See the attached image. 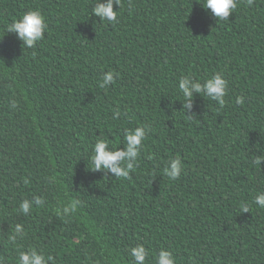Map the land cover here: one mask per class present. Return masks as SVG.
I'll return each instance as SVG.
<instances>
[{
	"label": "trees",
	"instance_id": "1",
	"mask_svg": "<svg viewBox=\"0 0 264 264\" xmlns=\"http://www.w3.org/2000/svg\"><path fill=\"white\" fill-rule=\"evenodd\" d=\"M200 2L121 0L110 24L91 15L94 0H0L6 264H17V248L52 254L57 264H130L137 244L149 252L146 264L161 248L177 264H264V208L253 202L264 191V161L254 163L264 157V0H240L225 21ZM35 9L48 28L28 49L6 26ZM108 71L119 74L115 84L100 88ZM216 72L229 85L224 106L193 92L185 109L179 78L203 82ZM141 124L151 131L129 178L91 166L97 138L124 150V129ZM177 156L183 170L172 181L163 169ZM25 198L29 216L17 211ZM69 198L83 207L58 217ZM16 225L26 235L13 246Z\"/></svg>",
	"mask_w": 264,
	"mask_h": 264
},
{
	"label": "clouds",
	"instance_id": "2",
	"mask_svg": "<svg viewBox=\"0 0 264 264\" xmlns=\"http://www.w3.org/2000/svg\"><path fill=\"white\" fill-rule=\"evenodd\" d=\"M248 6H252L254 0H246ZM240 0H201L200 4L205 10L210 9L216 20L225 21L237 10ZM114 4L121 7V0H108L107 4H99L98 0H94V6L91 9V15L98 17L100 22L110 24L118 23V11H113ZM48 28L45 16L38 9L29 10L21 14L18 18L13 19L7 26V32H15L19 38L24 41L28 49H35L37 44L44 40V33ZM27 50V49H26ZM118 73L112 71L105 72L102 81L99 83L100 88H107L109 85L115 84V78ZM228 81L224 78L223 73H213L203 82L193 79L191 75H184L179 78L178 90L182 94L183 105L185 109H190L193 92L206 96L209 100L218 103L221 107L226 103L225 96L228 92ZM237 104H243L242 96L236 98ZM15 107V104L12 105ZM122 115L119 107L113 110V119H118ZM151 128L147 124L138 125L132 129H124V150L116 147H110L109 141L103 138H97L92 145V154L90 156L91 166L95 170L110 171L115 174L117 179H127L130 173L138 166L141 150L144 141L147 138ZM111 149V150H110ZM264 161V157L257 156L254 163L260 165ZM183 170V164L179 156L170 158L163 172L165 176L172 181L177 180ZM35 204L43 207L45 198L41 196H33ZM258 207L264 208V191L259 192L253 201ZM83 207L82 202L76 198H69L66 203L56 208L55 212L58 217L68 218L74 216ZM33 207L27 198L19 203L18 213L29 216ZM243 212H248L247 204L242 206ZM25 229L23 225H16L12 233L8 236V243L16 246L18 239L25 237ZM131 261L130 264H146L149 255L148 250L143 244H137L130 248ZM155 264H177L176 258L170 250L161 248L158 253L154 254ZM57 264V259L52 254H45L41 250L30 248L20 250L17 248V264ZM0 264H6L5 257L0 255Z\"/></svg>",
	"mask_w": 264,
	"mask_h": 264
}]
</instances>
